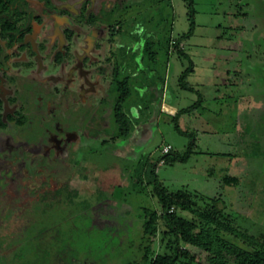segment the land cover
<instances>
[{"label":"rangeland","instance_id":"374dc122","mask_svg":"<svg viewBox=\"0 0 264 264\" xmlns=\"http://www.w3.org/2000/svg\"><path fill=\"white\" fill-rule=\"evenodd\" d=\"M28 1L35 11L52 10L34 47L29 35L26 45L12 48L0 27L1 65L12 56L8 70L0 67V114L7 120L0 133H9L0 134V264L31 256L34 230L44 225L57 264L87 263L109 223L129 218L142 233L144 207L161 205L154 184L138 177L141 155L167 187L222 198L235 224L264 232V0ZM146 25L165 41L181 38L184 53L158 45L157 64L142 58ZM125 46L137 56H124L123 72L152 76L154 64L165 77L164 86L147 82L151 106H141L148 109L130 108L141 121L128 138L117 135L109 90ZM191 65L187 81L204 100L178 118L158 112L162 100L179 108L197 101V90L180 82ZM75 97L76 109L68 106ZM57 109L65 118L43 117ZM193 137L189 159L157 161L167 143L171 154H183ZM189 248L206 259V252Z\"/></svg>","mask_w":264,"mask_h":264},{"label":"trees","instance_id":"16d2710c","mask_svg":"<svg viewBox=\"0 0 264 264\" xmlns=\"http://www.w3.org/2000/svg\"><path fill=\"white\" fill-rule=\"evenodd\" d=\"M28 5V0H0V27L12 41L18 34L23 36L25 30L31 29L30 22L33 12L29 10ZM144 28L146 39L143 42L142 58L147 56L157 64L160 60L158 45L167 46L168 44L169 49L173 47L184 53L181 38L170 37L168 41H165L164 38L156 37L149 26L146 25ZM149 33L151 34L147 35ZM122 53L124 55H122L121 62H117L113 70L114 78L109 90L111 95H115L113 115L117 135L128 138L132 134L131 131L141 121L137 113H132L130 108L132 109L135 104L136 108L139 106L143 111L148 109V106H151V100L147 82L160 80L164 86L165 79L163 78L165 77L156 70L154 64L150 66L155 71L152 76L148 73L138 75L127 70L128 68L123 72L119 64L123 65L128 58L131 60L128 53L135 55V58L137 49L132 50V47L125 46ZM192 69L191 65L183 71L180 82L184 88L197 90L199 97L193 105L179 108L175 114H171L175 118H178L183 111L197 108L204 100L200 90L187 81ZM142 102L146 103L148 108L141 106ZM152 110L149 109L150 112ZM157 111L165 112L160 106ZM176 126L181 133H187L178 122ZM195 145L196 138L193 137L188 149L183 154L176 155L171 154L172 145L167 152L163 149L157 161L163 160L167 163L178 159L185 161L195 151L193 148ZM146 157V155H141L137 161L136 171L139 173V178L144 177L154 184L151 192L157 198L161 208L144 207L142 233L137 231V224L131 223L129 218L116 222L115 225L109 223L105 234L95 241L96 247L91 257L88 258L87 263L83 264H264V232L253 234L235 224L232 216L225 210L222 198H209L186 188L167 187L160 179L155 165L150 164L149 159H145ZM61 184H63L62 181ZM119 196L121 197L122 194ZM95 224L93 220L91 226ZM47 227L49 226L44 225L42 230H34L38 237L36 249L28 258L17 255L19 264H57L56 250L46 233ZM125 231H131L132 234L127 235ZM160 243L164 245L162 250L159 249ZM189 245L206 252V259L202 260L198 254L193 253Z\"/></svg>","mask_w":264,"mask_h":264},{"label":"flooded vegetation","instance_id":"af4514ba","mask_svg":"<svg viewBox=\"0 0 264 264\" xmlns=\"http://www.w3.org/2000/svg\"><path fill=\"white\" fill-rule=\"evenodd\" d=\"M28 8H29V6H28ZM29 10H31L33 12V18H31V22H30L31 23V29L30 30L29 29L25 30L23 36H21L20 34H18V36L16 37V39L14 41H12L9 38V36L6 34V32H5V34L7 35V40L12 44V46H11L12 48L14 46H17L18 43H21L22 45H24V44L26 45L29 35H32V37L30 38V44H31L32 47H34L35 46V40L37 38L39 29H40L42 23H44L45 21H47L50 13L52 12V10L50 8H48V7L46 8L45 6L39 8L37 11H35L33 8H29ZM83 11H85V12H83V14H85L86 11H87V8L86 9L84 8ZM89 17L90 18H94V14H91ZM111 25L114 26L115 24L112 23ZM91 39L94 40L95 37L94 36H91ZM89 41H90V39H89ZM89 43L91 44V45H89V48H91V49L94 48V45H93L92 40ZM11 57L12 56H10V54H7V57L5 58V59H7L6 63H2V65H1V61H0V67L8 70L9 69V67H8L9 66V58H11ZM61 58H62V54L60 52L59 55L57 56V59L60 60ZM89 59L90 58L87 56L84 59V61L87 62ZM82 72L86 74L87 73V69L82 70ZM37 81H40V84L42 86L43 81H41V80H37ZM79 95H80V98H81L80 101L83 100L82 98H85L86 101H87V96H86L85 93H82L81 92V94H79ZM76 96L78 97V94H76ZM77 97H75L74 100H70V103H69L68 106H70V107L74 106V108L76 109L75 105H77V106L79 105V104H76L77 101H78L77 100ZM42 107H44V106L42 105ZM70 107H68V109H71ZM68 109L66 108L65 110L68 111ZM65 114H66L65 111H60V110L57 109V110L53 111V114L52 115L50 114V116H43V117L50 118V119L56 121L57 118H58V116H62V117L65 118ZM29 115H35V113H29L28 116ZM40 116L42 117V115H40ZM10 117H12V116H10ZM6 122H7V120H5L3 118V116L0 114V126L1 127L2 126H6ZM0 134H9V133L8 132H1Z\"/></svg>","mask_w":264,"mask_h":264},{"label":"crops","instance_id":"0c3cea01","mask_svg":"<svg viewBox=\"0 0 264 264\" xmlns=\"http://www.w3.org/2000/svg\"><path fill=\"white\" fill-rule=\"evenodd\" d=\"M167 105L172 106L173 109L167 108ZM159 106L161 107V110L168 112V113H171V114H175L179 109V106L175 102H173L171 99L166 100V101L162 100L160 102Z\"/></svg>","mask_w":264,"mask_h":264},{"label":"built area","instance_id":"2783aa9c","mask_svg":"<svg viewBox=\"0 0 264 264\" xmlns=\"http://www.w3.org/2000/svg\"><path fill=\"white\" fill-rule=\"evenodd\" d=\"M172 148V144L171 143H167L165 146H164V151H169L170 149Z\"/></svg>","mask_w":264,"mask_h":264},{"label":"bare ground","instance_id":"6f19581e","mask_svg":"<svg viewBox=\"0 0 264 264\" xmlns=\"http://www.w3.org/2000/svg\"><path fill=\"white\" fill-rule=\"evenodd\" d=\"M167 108H169V109H173V107H172V106H170V105H167Z\"/></svg>","mask_w":264,"mask_h":264}]
</instances>
